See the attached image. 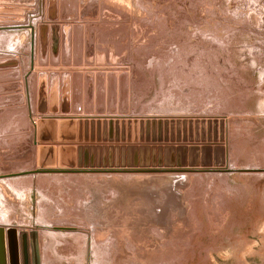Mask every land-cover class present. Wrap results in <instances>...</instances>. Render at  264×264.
I'll return each mask as SVG.
<instances>
[{
  "label": "rangeland",
  "instance_id": "374dc122",
  "mask_svg": "<svg viewBox=\"0 0 264 264\" xmlns=\"http://www.w3.org/2000/svg\"><path fill=\"white\" fill-rule=\"evenodd\" d=\"M12 27L20 264H264V0H0ZM155 168L186 172L24 175Z\"/></svg>",
  "mask_w": 264,
  "mask_h": 264
},
{
  "label": "water",
  "instance_id": "95a60500",
  "mask_svg": "<svg viewBox=\"0 0 264 264\" xmlns=\"http://www.w3.org/2000/svg\"><path fill=\"white\" fill-rule=\"evenodd\" d=\"M26 28V27H24ZM33 30L32 27H29ZM21 29L20 27H12V28H0V30H15ZM39 123V122H38ZM41 123V122H40ZM39 123V124H40ZM39 128V125H38ZM162 165V164H161ZM81 172H89V173H161V172H186L184 169L174 170V169H137V170H100V171H77V170H38L27 174H43V173H81ZM7 241L9 243L8 249L6 248V236ZM25 240V242H24ZM17 242L18 235L15 230L5 231L4 228H0V264H20V260L18 259V250H17ZM23 261L22 264H30L29 263V253H28V243L27 239L23 238ZM8 254V255H7ZM9 256V261H8ZM36 264V262H35Z\"/></svg>",
  "mask_w": 264,
  "mask_h": 264
},
{
  "label": "crops",
  "instance_id": "0c3cea01",
  "mask_svg": "<svg viewBox=\"0 0 264 264\" xmlns=\"http://www.w3.org/2000/svg\"><path fill=\"white\" fill-rule=\"evenodd\" d=\"M9 70V67L0 66V133H3V126L10 122V116L8 112L10 97V92L8 89L10 74Z\"/></svg>",
  "mask_w": 264,
  "mask_h": 264
},
{
  "label": "bare ground",
  "instance_id": "6f19581e",
  "mask_svg": "<svg viewBox=\"0 0 264 264\" xmlns=\"http://www.w3.org/2000/svg\"><path fill=\"white\" fill-rule=\"evenodd\" d=\"M116 18H117V17H116ZM126 22H128V21L126 20ZM124 23H125V22H124ZM123 27H124V26H123ZM123 27H122V28H123ZM126 27H127V26H126ZM130 27H131V26H130ZM131 28H132V27H131ZM124 29H126V28H124ZM120 30H121V29H120ZM120 30H119V31H120ZM119 31H118V33L120 34ZM129 31H130V30H129ZM127 32H128V31H126V30L124 31L125 34H127ZM102 33H103V32H102ZM105 33H106V32H105ZM124 33H121V35L124 34ZM132 33H133V32H132ZM82 185H83V184H82ZM231 242H232V241H231ZM234 243H235V242H234ZM244 244H245V243H244ZM234 247H235V246H234Z\"/></svg>",
  "mask_w": 264,
  "mask_h": 264
}]
</instances>
